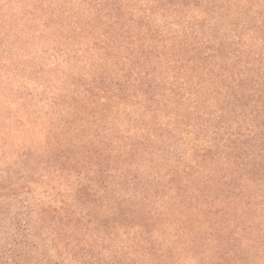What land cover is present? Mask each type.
Wrapping results in <instances>:
<instances>
[{
	"label": "trees",
	"instance_id": "trees-1",
	"mask_svg": "<svg viewBox=\"0 0 264 264\" xmlns=\"http://www.w3.org/2000/svg\"><path fill=\"white\" fill-rule=\"evenodd\" d=\"M247 210L264 0H0V264H221Z\"/></svg>",
	"mask_w": 264,
	"mask_h": 264
},
{
	"label": "rangeland",
	"instance_id": "rangeland-1",
	"mask_svg": "<svg viewBox=\"0 0 264 264\" xmlns=\"http://www.w3.org/2000/svg\"><path fill=\"white\" fill-rule=\"evenodd\" d=\"M239 214L243 215L242 221L220 222L222 238L210 243V258H218L221 264H264V210L239 211ZM188 259L190 262L186 264H208L200 257Z\"/></svg>",
	"mask_w": 264,
	"mask_h": 264
}]
</instances>
